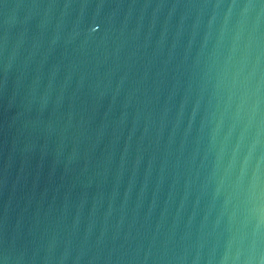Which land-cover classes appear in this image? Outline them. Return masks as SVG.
I'll use <instances>...</instances> for the list:
<instances>
[{
  "label": "water",
  "instance_id": "water-1",
  "mask_svg": "<svg viewBox=\"0 0 264 264\" xmlns=\"http://www.w3.org/2000/svg\"><path fill=\"white\" fill-rule=\"evenodd\" d=\"M0 264H264V0H0Z\"/></svg>",
  "mask_w": 264,
  "mask_h": 264
}]
</instances>
